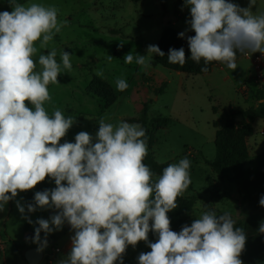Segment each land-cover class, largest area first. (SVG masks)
<instances>
[{
    "label": "clouds",
    "instance_id": "9594fccd",
    "mask_svg": "<svg viewBox=\"0 0 264 264\" xmlns=\"http://www.w3.org/2000/svg\"><path fill=\"white\" fill-rule=\"evenodd\" d=\"M256 2L241 7L230 0H184L181 10L189 9V27L178 36L195 33L186 38L190 59L204 62L202 72L212 62L235 71L238 54L258 52L264 58V12H253ZM58 11L17 0H8V9L0 11V212L14 201L22 218L38 225L31 238L38 252L46 248L49 234L67 222L74 235L59 264H123L128 246L140 241L151 250L139 254L138 264H244L240 257L247 234L235 226L230 212L204 211L180 231L172 230L168 213L192 183L191 161L184 157L168 164L153 180L144 163L148 144L141 124L101 118L95 136L80 131L75 142H60L76 118L60 109L49 114L45 107L52 100L49 85L72 71L74 54L63 50L58 62L52 46L68 23L58 20ZM154 56L165 53L149 45L147 55L129 52L123 59L147 69ZM167 60L183 67L184 48H170ZM115 84L120 92L129 87L122 77ZM46 178L55 188L36 192L31 203L16 199ZM259 204L264 207V196ZM38 208L58 211L33 222L30 214ZM150 231L157 234L156 242L148 241ZM258 232L264 234V222Z\"/></svg>",
    "mask_w": 264,
    "mask_h": 264
},
{
    "label": "rangeland",
    "instance_id": "374dc122",
    "mask_svg": "<svg viewBox=\"0 0 264 264\" xmlns=\"http://www.w3.org/2000/svg\"><path fill=\"white\" fill-rule=\"evenodd\" d=\"M18 3H41L55 6L58 20H67V25L54 37L57 61L63 50L71 56L72 71L58 77L60 83L49 85L51 102L45 105L49 114L60 109L67 117L76 118L61 143L75 142V135L86 131L95 136L97 121L116 124L124 120L139 123L144 107L148 108V129L154 136V145L148 148L153 158L163 164L178 163L187 157L191 161L192 183L184 198L196 200L193 216L199 218L204 211H215L217 215L230 212L233 219L243 221L241 198L232 178H221L212 170L209 162L216 159L215 134L228 118L238 127L249 121L240 115L241 111L257 108L264 99V70L256 68V53L237 61L235 71L225 65L215 67L210 74L190 75L168 70L153 58L147 69L135 63L126 64L123 57L132 52L147 55L149 45H157L166 27H174L180 33L189 25V9L182 6L184 0H17ZM241 7H247L249 0H230ZM8 9V0H0V11ZM253 12H264V0H257ZM191 31L186 32L189 36ZM122 45V47H121ZM46 51V50H41ZM39 54V53H38ZM108 55L113 59L107 60ZM155 57V56H154ZM253 60V61H251ZM103 76H98L97 72ZM260 75L261 79L256 76ZM95 77L108 83L117 96V101L106 108L104 99H99L89 91ZM124 78L129 87L117 91L115 81ZM169 119L167 126L152 125L153 119ZM254 125L255 133L248 141L250 160L246 168H254L261 147L264 146V119ZM258 146V147H257ZM55 188L52 179L46 178L32 190L21 192L17 200L26 204V195ZM58 210L37 209L30 214L35 222L38 218L49 219ZM65 222L62 230L54 231L47 237L44 258L39 264H57V260L67 257L66 248L74 235L67 230ZM35 223L29 224L22 218L14 201H10L0 212V264H25L23 260L11 262L4 254L20 246V253L37 247L32 242ZM44 233L41 232L43 239ZM149 242H153L148 237ZM142 253L151 249L148 243L140 241ZM59 248L61 252L55 253ZM126 252L124 255L126 256ZM141 254V253H140ZM123 255V256H124ZM134 256L128 259L132 261ZM138 257V256H137ZM138 262V259L134 260ZM125 264V263H124ZM128 264V263H127Z\"/></svg>",
    "mask_w": 264,
    "mask_h": 264
},
{
    "label": "trees",
    "instance_id": "16d2710c",
    "mask_svg": "<svg viewBox=\"0 0 264 264\" xmlns=\"http://www.w3.org/2000/svg\"><path fill=\"white\" fill-rule=\"evenodd\" d=\"M164 6V0H162ZM180 32L174 27H166L158 42V47L165 53L164 57L155 56V62L160 66L175 71L178 73H186L190 75H206L210 74L215 67L222 66L218 62H212L207 66L208 71L202 72L201 68L205 67L203 60L197 64L190 59V49L187 42V36L180 38ZM195 35L191 31L189 36ZM183 47L185 50L186 63L183 67L179 65L169 64L167 60L170 48L179 49ZM260 57V53L255 54ZM247 55L237 56V61ZM89 91L99 99H104L106 108L111 107L117 101V96L113 88L103 81L101 78L95 77L89 87ZM264 99V93L261 92L260 100ZM148 108L145 106L142 112V117L139 120L142 127L146 130L148 148L154 145V136L148 129L147 122ZM240 115L249 121L244 127H238L235 121L228 118L223 126L217 130L215 134L216 159L209 162L213 171L221 178H232L238 188V193L241 198V214L245 216L244 221L236 222V227H241L247 234V242L241 259L244 264H264V234L258 232L259 225L264 222V207H261L259 200L264 196V153L258 158L255 168L250 170L245 167V164L250 159V151L248 146V139L254 135L252 123L258 119H264V103H260L257 108H249L241 111ZM169 119H153L152 125L154 128L158 126H167ZM144 163L153 171V180L162 174L163 168L167 164L157 162L148 151V155L144 159ZM33 195L28 193L26 195V204L33 202ZM194 198L178 197V207L168 213L171 220V228L173 231H180L185 224L190 225L193 216ZM148 236L156 242L157 234L149 232ZM20 246H15L14 249L9 250L4 254L6 260L11 262H18L25 259V252L22 254L19 251ZM2 261L0 256V262ZM28 263V262H27Z\"/></svg>",
    "mask_w": 264,
    "mask_h": 264
},
{
    "label": "crops",
    "instance_id": "0c3cea01",
    "mask_svg": "<svg viewBox=\"0 0 264 264\" xmlns=\"http://www.w3.org/2000/svg\"><path fill=\"white\" fill-rule=\"evenodd\" d=\"M248 56V55H247ZM246 57V56H245ZM245 57H243V58H245ZM256 59H258V60H256V61H253V60H251V61H253V64H254V66L256 67V68H262L263 70H264V58H262L261 56L260 57H256ZM258 120H261V119H258ZM258 120H256L254 123H252V126H253V129H254V133H255V128H254V125L256 124V123H260ZM222 127V126H221ZM221 127H218V128H221ZM218 130V129H217ZM253 137V136H252ZM250 139V138H249ZM249 139H248V141H249ZM248 143V142H247ZM258 147V146H257ZM261 152H260V154H259V157L264 153V146H262L261 147ZM249 151H251L250 150V148H249ZM250 160V159H249ZM258 160V159H257ZM257 162V161H256ZM256 165V164H255ZM254 168H255V166H254ZM254 168H251L250 170H252V169H254ZM247 169H249V168H247ZM213 170V169H212ZM215 173V172H214ZM216 174V173H215ZM217 175V174H216ZM196 202V201H195ZM245 217V216H244ZM195 218V217H194ZM196 219V218H195ZM246 219V218H245ZM244 219V220H245ZM243 220V221H244ZM236 222H238V221H236ZM149 237V236H148ZM150 238V237H149ZM151 239V238H150ZM152 240V239H151ZM153 241V240H152ZM154 242V241H153ZM70 249H71V240L69 241V244H68V246H67V248H66V253H69L70 252ZM142 247H141V245H140V242L135 246V247H133V246H131V245H129L128 246V248H127V253H126V256L124 255L123 256V264L125 263V264H138V262H136V261H134V260H136L138 257L137 256H139V254L140 253H142ZM60 252H61V250H60ZM136 254V256H135V258H133L132 259V261H133V263L131 262V261H129L128 262V259L129 258H131V256H134ZM57 264H59V260H57ZM25 264H28L27 262H25ZM49 264H55V262H50ZM116 264H119V261H117L116 262Z\"/></svg>",
    "mask_w": 264,
    "mask_h": 264
},
{
    "label": "water",
    "instance_id": "95a60500",
    "mask_svg": "<svg viewBox=\"0 0 264 264\" xmlns=\"http://www.w3.org/2000/svg\"><path fill=\"white\" fill-rule=\"evenodd\" d=\"M67 230H72L69 224L66 225ZM25 259L28 264H39L44 258V250L42 252L37 251V247L28 249L25 254Z\"/></svg>",
    "mask_w": 264,
    "mask_h": 264
},
{
    "label": "built area",
    "instance_id": "2783aa9c",
    "mask_svg": "<svg viewBox=\"0 0 264 264\" xmlns=\"http://www.w3.org/2000/svg\"><path fill=\"white\" fill-rule=\"evenodd\" d=\"M256 77L258 79H261V76L260 75H257ZM54 251H55V253H58V252H60V249L59 248H55Z\"/></svg>",
    "mask_w": 264,
    "mask_h": 264
}]
</instances>
